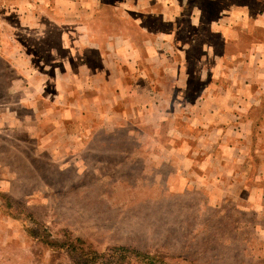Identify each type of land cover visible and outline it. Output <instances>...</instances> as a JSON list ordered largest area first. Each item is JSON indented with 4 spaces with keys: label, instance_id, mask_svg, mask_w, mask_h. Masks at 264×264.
<instances>
[{
    "label": "rangeland",
    "instance_id": "374dc122",
    "mask_svg": "<svg viewBox=\"0 0 264 264\" xmlns=\"http://www.w3.org/2000/svg\"><path fill=\"white\" fill-rule=\"evenodd\" d=\"M34 222L264 264V0H0V264H77Z\"/></svg>",
    "mask_w": 264,
    "mask_h": 264
},
{
    "label": "trees",
    "instance_id": "16d2710c",
    "mask_svg": "<svg viewBox=\"0 0 264 264\" xmlns=\"http://www.w3.org/2000/svg\"><path fill=\"white\" fill-rule=\"evenodd\" d=\"M29 220L30 222H33L32 218ZM29 234L34 239L35 245L46 247L53 253L56 252L57 256L68 255L70 258L77 257V264L80 262L84 263L90 256L92 259H103L104 264H109V262H112L113 264L111 259L124 261L127 257H139L142 259L143 264H155V259H158L156 256L150 255L147 250L123 246L111 247L109 249L111 253L110 255L108 254L109 256L105 253L100 254L96 250L88 248V244L86 246V244H84V240L72 239L71 234L67 230L63 231V234H61L60 237L54 236L46 225L37 222H34V226L30 228ZM38 251L39 249L35 246L34 250H29L28 255L30 257L31 264L39 261ZM75 252L77 255H75Z\"/></svg>",
    "mask_w": 264,
    "mask_h": 264
}]
</instances>
